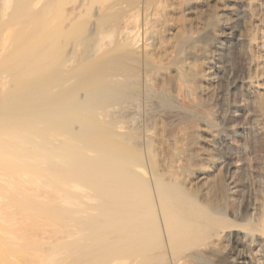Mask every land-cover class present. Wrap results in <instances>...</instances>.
<instances>
[{"label":"bare ground","instance_id":"bare-ground-1","mask_svg":"<svg viewBox=\"0 0 264 264\" xmlns=\"http://www.w3.org/2000/svg\"><path fill=\"white\" fill-rule=\"evenodd\" d=\"M56 3L64 6L67 25L82 21L79 33L66 45L68 57L51 63L50 77L32 91L9 90L0 96V253L7 241L17 239L16 232L3 228L11 212L7 204L34 201L74 206L73 215L60 220L77 222L73 229L81 239L88 228L94 231L91 243L83 247L80 240L75 248L110 253L108 264H198L195 258L219 256L247 234L259 235L256 264H264V197L252 200L254 190L246 175L241 179L247 188L239 212L227 203L234 180L228 181V168L222 171L216 161L215 132L208 124L217 98L226 99L229 82L237 78L242 100L251 109L246 115L254 116L264 135V0H46L45 7ZM29 7L27 0H0V34L12 36L7 22L15 21L21 28L30 19L24 15ZM33 62L15 63L10 71L27 70ZM95 63L105 67V74L86 73ZM78 80L88 91L104 83L127 93L139 82L140 99L152 96L156 106L161 95L172 93L187 105L184 115L176 116L175 128L190 124L173 134L174 145L178 143L174 146L164 135L165 118L155 114L141 132L144 143L136 151L117 137L106 144L88 141L94 128L85 124L69 122V132L64 133L35 120L17 127L25 116L33 118L34 110L26 106L39 103L45 88L50 86L52 97L62 103L64 86ZM71 90L70 102L76 97ZM129 94L134 97V92ZM74 127L79 131L70 132ZM116 129L122 131L123 126ZM84 135L86 141L77 139ZM40 142L44 145L38 146ZM262 142L255 148L263 149ZM21 143L28 152L19 153ZM65 161L67 167L62 165ZM56 163L62 169H55ZM29 211L37 210L24 212ZM243 220L248 222L244 236L239 234ZM80 222L85 224L83 231L78 229ZM60 224H53L54 232L63 231ZM238 263L248 264L243 259Z\"/></svg>","mask_w":264,"mask_h":264},{"label":"rangeland","instance_id":"rangeland-1","mask_svg":"<svg viewBox=\"0 0 264 264\" xmlns=\"http://www.w3.org/2000/svg\"><path fill=\"white\" fill-rule=\"evenodd\" d=\"M64 1L66 3L68 0H63V2ZM27 2L30 6L28 10L29 12L24 13V15L29 16L30 19L26 21L21 28L18 26L19 23L16 24L15 21L7 22V24L13 28L12 36H10V38H8L9 35L4 36L0 34V96L2 93L9 90L19 91L26 88L32 91V89L37 87L43 80L48 79L50 77V64L53 62H63L68 57L66 54V45L71 37H75L79 33L80 25L82 23V21H77L67 25L66 12L64 11V6L62 4L58 6L59 3H56L54 8H50L45 7L46 0H27ZM57 12L61 14H57ZM51 37L53 40H50L52 39ZM47 40H50V44ZM41 48L43 49L39 50ZM225 56L226 58L231 56L229 49L225 51ZM35 59L40 60L41 62L35 63ZM27 60H34L33 64L31 63L27 65V70L10 71L11 66L15 65V63L19 65ZM46 65V69L42 70ZM21 66H23V64ZM20 71H22V73H19ZM90 72H94L96 75L105 74V67L95 63L86 73L88 74ZM236 80L237 78L235 81L231 80V82H229L228 88L225 91L226 99L223 100L220 99V97L217 98L213 108L215 113L212 112V115H210L214 118L210 117L208 124L211 123L212 126L210 125V128L215 132L212 145L215 150L214 155L216 156V161L222 165V171H226V168H228V181L231 182L234 180L229 184L230 189L228 190L227 203L232 204V207L235 211L237 210V213L241 208L240 202L243 200L242 198L247 188L241 180L246 175L249 177V186L254 190H251L252 200L254 201L256 198L261 199L264 197V145L262 147L263 149L259 150L258 148H255L258 147L261 140H263L262 143L264 144V135L260 130L261 124L256 121L254 116L252 114L246 115L248 112H251V109L250 106L242 100L244 97L242 95L243 87L240 82ZM72 83L71 87H68L67 85L64 86V99L62 103H58L55 100V97H52L50 86L45 88L41 94H39V103H31L26 106L34 110L33 118L30 119L29 116H25L26 119H20L17 127L24 128L27 124L35 120L36 123L48 122L51 124L53 130L64 133L69 132V122L74 124V126L85 124L87 127L94 128L91 135L92 139L88 141L95 144H106L107 142L110 143L112 138L117 137L121 141H124L121 143L127 144L128 147H132L133 151H136L139 150V147L144 143V138L143 135H141V132L146 126H149L147 124H150L155 114L160 113L165 118L164 135L171 138V141L173 140V142L170 141L173 145L175 141L173 139V134L176 130L181 126H185V124H190L187 123L190 121H187L184 124L179 123V127L177 126V128H175L177 125L176 123L179 122L176 116L181 114L178 118L182 117L184 115L182 110H184L187 105L179 97H171L172 93L166 92L161 95L158 103L159 106H156L157 103L152 96L147 97V100L140 99L139 92L141 90V83L139 82H136L135 85L129 87L128 93L124 89L123 91L117 92V89H115L114 86L104 83L98 85L94 84V86H92L93 91L85 89L82 80L74 81ZM69 88L76 94V97L72 102L68 100L69 95L67 91ZM55 91L56 90L53 92ZM131 92H134V97L129 94ZM227 99L229 101H227ZM51 100L52 102L49 103ZM164 111L165 113H163ZM245 111H247V113ZM172 115H174L176 119ZM250 118L252 119L250 120ZM169 119L175 120L172 122V120L170 121ZM167 120L169 122H167ZM116 125H122V131H116ZM75 131H79V129L74 127L70 132ZM75 138L73 139V145H76ZM83 138L77 139H80L82 142L87 140L85 135ZM132 143L134 146H132ZM41 145H44L43 142L38 144V146ZM176 145H178V143L176 144L175 142L174 146ZM20 147L19 153L28 152L24 149V147L27 146L23 143L20 144ZM67 151H69L68 146L65 145L64 152L66 153ZM57 154L58 153H56V155ZM53 159L54 161H58L56 156H54ZM62 165L63 167H67L68 161L63 162ZM62 165L56 163L54 168L57 170L62 169ZM261 191H263L262 194ZM9 204L11 205L7 204L6 208L10 209L11 212L10 214H7L6 221L3 223V228L7 231L12 230L13 232H16L17 239H12L6 242L7 248L5 247L2 251L4 254L0 253V264H108L110 260H112L113 255L110 253L100 254L94 250H89L88 248H75V246L80 243V240L83 241V247H85L86 244L91 243V236H94V231L92 228V230L88 228V232L85 234L86 238L81 239V235L77 234L73 229L75 225L78 224L77 222L65 220L64 223L60 220V216L63 217V215L72 214V211L75 209L74 206L68 205L60 208V206L41 204L34 201L27 204ZM23 209L24 211L29 209L37 210L36 213H38V216H35L36 213L30 214L31 211L24 212L22 211ZM23 212L25 214H23ZM241 222L245 226L240 228L241 231L239 234L244 236L243 233L247 231L248 226L246 225L248 222L244 223V220ZM54 223H61L60 228L63 226V231L58 233L54 232ZM45 224H47L48 227L45 226ZM78 229L83 231L85 229V224L80 222ZM253 235L247 234L245 238H249V241L245 239L246 241L243 240L239 244H236L235 247L232 244L227 245L225 252L221 255L219 254V256H210L212 258L201 257L202 259L200 260V257H198L195 258L194 261L198 264H220V261L225 259L227 261H222V264H239L238 260L243 259L248 264H256V259L258 258L256 252L258 250L257 239L259 235ZM188 243L191 242L188 241L185 245H190ZM247 250L250 252L248 253ZM62 251L64 253H60ZM16 253L18 254L16 255ZM229 256L230 259L227 258ZM236 256H238L237 258L239 259H237ZM245 256L247 258H245ZM213 257L218 263L214 261Z\"/></svg>","mask_w":264,"mask_h":264}]
</instances>
